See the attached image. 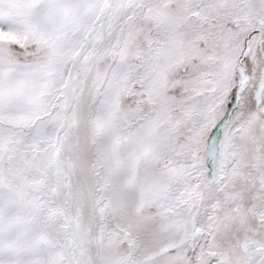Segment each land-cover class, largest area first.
Returning a JSON list of instances; mask_svg holds the SVG:
<instances>
[{"label": "snow or ice", "instance_id": "1", "mask_svg": "<svg viewBox=\"0 0 264 264\" xmlns=\"http://www.w3.org/2000/svg\"><path fill=\"white\" fill-rule=\"evenodd\" d=\"M0 264H264V0H0Z\"/></svg>", "mask_w": 264, "mask_h": 264}]
</instances>
